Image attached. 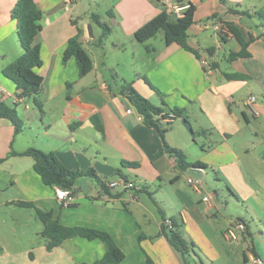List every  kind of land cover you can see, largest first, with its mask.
Returning <instances> with one entry per match:
<instances>
[{"label": "crops", "instance_id": "obj_1", "mask_svg": "<svg viewBox=\"0 0 264 264\" xmlns=\"http://www.w3.org/2000/svg\"><path fill=\"white\" fill-rule=\"evenodd\" d=\"M105 1L108 20L116 30L112 47L108 36L99 41L104 28L93 18L95 12V26L80 22L90 8L81 0H36L42 23L35 37L43 61L36 69L44 78L41 110L32 97H21L16 83L2 72L23 49L17 21L11 16L17 0H0V102L15 108L22 119V130L15 133L13 122L0 116V264L91 263L106 251L100 238L82 236L48 250L42 221L33 207L20 201L53 211L67 226L108 232L126 255L118 264H143L148 256L158 264H255L249 257L251 250L264 261V248L252 238L250 223L232 212L236 203L237 209L256 212L264 223V26L259 19L256 27L245 24L244 17H257L229 10L243 6L247 10L240 11L254 12L264 7V0H229L228 6L219 0H190L196 11L188 42L199 51L215 47L209 54L210 70L179 44H166L165 36L158 45L152 41L155 37L140 42L134 36L177 0ZM99 19L103 22L100 15ZM216 21L235 22L246 39L252 33L251 55L231 61L224 55L228 63L221 68L218 56L224 45L229 46L228 55L242 47L231 33L222 37L216 32ZM78 28L94 62L84 76L75 57L63 61ZM210 28L215 32L214 44ZM225 73L245 77L228 78ZM123 81H134L137 90L163 111L186 109L188 121L176 117L168 125L159 124L171 146L182 149L189 161L206 165L204 173L184 170L167 153L158 131L120 93ZM251 95L258 98L253 108L248 103ZM97 115L103 131L92 120ZM203 129L208 131L193 132ZM29 147L53 150L69 168H94L107 184L125 176L135 187L108 186L105 191L94 178L83 176L73 201L63 205L56 189L35 170L34 159L11 153ZM124 161L138 165L124 166ZM119 169L123 175L117 174ZM132 170L135 180L129 177ZM189 176H203L202 191L192 188ZM208 192L214 194L211 204L204 200ZM168 221L189 243L185 256L161 233L163 223L170 230ZM237 222H245V231L237 229ZM229 228H234L236 239L226 237Z\"/></svg>", "mask_w": 264, "mask_h": 264}, {"label": "trees", "instance_id": "obj_2", "mask_svg": "<svg viewBox=\"0 0 264 264\" xmlns=\"http://www.w3.org/2000/svg\"><path fill=\"white\" fill-rule=\"evenodd\" d=\"M222 1L227 2V0ZM177 4L180 6L188 4V7L182 10L181 15H176L174 12L165 8L138 28L135 31L134 36L138 41L146 42L155 37L162 29L164 31L166 44L177 43L186 50L194 53L197 58H200V51L193 48L188 42V30L195 22L196 5L190 0H177ZM230 11L257 17L264 26V7L255 10L253 13L232 8H230ZM11 16L17 21V34L23 52L15 60L3 66L2 72L5 76L16 83L17 88L20 90L21 97H32L37 106L42 110L43 104L39 99V95L42 91L44 78L36 69L42 66L43 61L41 57V44L35 41L36 35L42 29V23L40 22L41 14L37 11L36 0H17L11 11ZM215 16L216 15H213L212 17L214 18ZM93 18L104 28L103 35L99 39L102 43L104 38L108 36L110 27L106 23L100 21L97 13L93 14ZM221 23L239 41L242 47L240 51L230 52L228 60L231 61L239 57L250 56L249 45L254 40L252 33H250V38L246 39L241 28L235 22L221 21ZM78 30L79 34L69 39L64 52L63 61L66 62L71 57H75L79 68V74L80 76H84L94 68V62L89 52L80 41V33L82 31L80 28H78ZM224 36L225 35H222V37ZM214 50L215 47H211L207 49V52L212 55ZM225 75L228 78L245 77L241 73H225ZM120 93L123 94L136 108L139 114L143 116L145 123L148 126L154 127L158 131L165 150L176 159L178 164L184 170L206 168V165L199 160L194 162L189 161L182 149L171 146L165 138L166 129L160 126L159 122H161V120L157 119V116L160 114L170 112L174 114V118L184 117L185 120L188 121L186 109L175 107L174 109H171V111H163L137 90L134 81H123ZM164 115L165 114H163V116ZM0 116L9 118L13 122L15 133H19L22 130V119L17 113V110L3 101L0 102ZM92 120L97 129L101 131L104 130L99 115L94 116ZM171 122L172 121L168 124ZM207 131L208 130L203 129L202 131L193 132L201 135ZM11 153L31 156L34 159L35 170L41 175L43 182L52 188H70L75 195L77 193L76 184L79 178L88 176L94 178L105 191H108L109 189L107 182L98 175L94 168H69L60 160L53 150L29 147L23 152L17 153L13 151ZM2 160L3 159H0V162ZM123 165L137 166L138 163L124 161ZM117 174L123 175L120 169L117 171ZM19 204L26 207H33L35 209L37 216L43 223L42 234L47 240L46 246L48 250L60 246L63 241L68 238L82 236L88 239L100 238L106 245V251L102 258L94 262L77 264H118L126 256L125 252L106 231L86 226H67L61 223L51 210H44L30 201H20ZM174 227L175 225L173 223V227L168 231L167 226L163 223L161 233H164L170 243L185 256L189 251V243L184 238L182 232ZM143 264L158 263L148 256Z\"/></svg>", "mask_w": 264, "mask_h": 264}, {"label": "built area", "instance_id": "obj_3", "mask_svg": "<svg viewBox=\"0 0 264 264\" xmlns=\"http://www.w3.org/2000/svg\"><path fill=\"white\" fill-rule=\"evenodd\" d=\"M70 1L73 2L75 0H70ZM186 7H188V4L180 6L179 4L176 3L175 5H172V7L169 11L174 12L176 15H181L182 10ZM213 27H214L215 31L220 33L221 35L226 36V35L230 34L229 30L220 21L214 22ZM200 53H201V57L199 58V60H200L201 65L205 69L210 70L212 65H211L209 53L207 51H203V50H201ZM257 99L258 98L256 95H251L248 98V103H249V105L252 106V108H253V104L256 102ZM163 114H165V115L163 116ZM163 114H160L159 116H157V119H160L165 124H168L174 118L173 113L165 112ZM140 116H141V118L143 117L142 115H140ZM194 170L199 171L201 173L205 172L204 168H196ZM187 181L192 186V188L194 190L199 191V192L202 191L204 186H205V180H204L203 176H189V177H187ZM108 186L110 188H116V187L132 188V187H135V184L133 181H131L128 178L119 177L118 179H115V180L109 182ZM55 189H56V198L60 202H62L63 205H70V203L74 199V194H73L72 189L61 188V187H57ZM213 199H214V194L211 192H208L204 196V200L209 204H211L213 202ZM168 224L172 227L170 221H168ZM236 226H237V229H239L241 231H245V229H246L245 222H237ZM225 235L228 239H236L237 238L236 233L234 231V228H229L226 231ZM249 257L255 264H264L263 259L258 257L252 250L249 251Z\"/></svg>", "mask_w": 264, "mask_h": 264}, {"label": "rangeland", "instance_id": "obj_4", "mask_svg": "<svg viewBox=\"0 0 264 264\" xmlns=\"http://www.w3.org/2000/svg\"><path fill=\"white\" fill-rule=\"evenodd\" d=\"M81 1H82L81 2L82 5H86L87 7L90 6V8L88 10V13L85 15L86 17H83V19H81L80 22L83 23V24L84 23L86 24L87 22H90L93 26H95L96 23H95L94 19L92 18V12H95V13L99 14L101 16V20L104 23H106L107 25L109 24L111 26V29L113 30L112 33L111 32L108 33V38L109 39H107L108 40V45L110 47H112V42L116 40V36H114L116 34V32H114V31H116V30L112 26V23L108 20V16H107L108 1H105V0H97L96 1L95 0L93 3L90 2V0H81ZM227 1H229V0H227ZM219 3L220 4L222 3L223 5H227V6L229 5L227 2H223L222 0H219ZM230 8H232V7H229V10H230ZM232 9H238V10L239 9L240 10L244 9V10H247L243 6H241V7L234 6ZM249 13H253V12H249ZM214 14H216V13H214ZM257 20H258V18L249 19V17H244L243 22L245 24H252L253 26L256 27V25L254 23H256ZM207 31H208V34H212L213 35L212 36L213 38H211L210 43L211 44H214V41L213 40H214V37H215L214 36V33L215 32L211 28L208 29ZM188 32H189V30H188ZM113 33H115V34L112 36ZM163 38H164V31L161 29L157 33V35L155 36V39L156 40H152V41H154L153 43H155V44L158 45V44H160L162 42V39ZM224 47L225 48L224 49H221V52H220V54L218 56V60L220 61L221 68H223V66L227 65V63H228L227 60L224 59V55L229 56L228 55V53H229V46L228 45H224ZM166 126L167 125H165V127ZM133 174L134 173H133V170H132V172H130V174H129L131 176H129V177L131 179L135 180L136 177ZM90 178L91 177H88V176H85L84 177V179H87V180L90 179ZM208 181H211V180H209V178H208ZM78 185H80L79 182H78ZM217 190H218V192H221L222 191V188L221 189H217ZM223 190L224 191L227 190L226 186L225 187L223 186ZM234 208L235 209L232 210L233 214H240V215L242 214L243 215V217L248 221V223H250V225L252 227V231H253L252 238L255 240V243L258 245L259 248H264V223L262 221H260V219H258V216H257L256 212H253L252 210L249 209L250 210V214H249L241 206L237 209L236 203H235ZM241 219L243 220V218H241ZM255 224L258 225L259 231H256L255 228H257V227H256ZM260 231L262 233H259ZM260 251H261V249H260ZM261 254H262L263 258H264V250L261 251Z\"/></svg>", "mask_w": 264, "mask_h": 264}]
</instances>
